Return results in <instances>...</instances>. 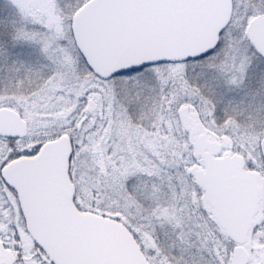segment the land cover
I'll return each instance as SVG.
<instances>
[{
	"label": "snow or ice",
	"instance_id": "6c2138e0",
	"mask_svg": "<svg viewBox=\"0 0 264 264\" xmlns=\"http://www.w3.org/2000/svg\"><path fill=\"white\" fill-rule=\"evenodd\" d=\"M0 264H264V0H0Z\"/></svg>",
	"mask_w": 264,
	"mask_h": 264
}]
</instances>
